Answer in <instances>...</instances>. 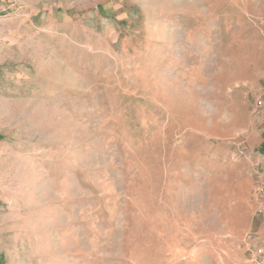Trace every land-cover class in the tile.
<instances>
[{
    "label": "rangeland",
    "instance_id": "rangeland-1",
    "mask_svg": "<svg viewBox=\"0 0 264 264\" xmlns=\"http://www.w3.org/2000/svg\"><path fill=\"white\" fill-rule=\"evenodd\" d=\"M0 2V264H264V0Z\"/></svg>",
    "mask_w": 264,
    "mask_h": 264
},
{
    "label": "built area",
    "instance_id": "built-area-1",
    "mask_svg": "<svg viewBox=\"0 0 264 264\" xmlns=\"http://www.w3.org/2000/svg\"><path fill=\"white\" fill-rule=\"evenodd\" d=\"M253 247H254L255 252L258 251V250H260V248L258 247V245H254ZM249 262H250V264H260L261 263V260L260 259L259 260L256 259L255 262H254V259L251 258L249 260Z\"/></svg>",
    "mask_w": 264,
    "mask_h": 264
},
{
    "label": "trees",
    "instance_id": "trees-1",
    "mask_svg": "<svg viewBox=\"0 0 264 264\" xmlns=\"http://www.w3.org/2000/svg\"><path fill=\"white\" fill-rule=\"evenodd\" d=\"M133 124H129L128 126L131 128Z\"/></svg>",
    "mask_w": 264,
    "mask_h": 264
},
{
    "label": "crops",
    "instance_id": "crops-1",
    "mask_svg": "<svg viewBox=\"0 0 264 264\" xmlns=\"http://www.w3.org/2000/svg\"><path fill=\"white\" fill-rule=\"evenodd\" d=\"M1 3V2H0Z\"/></svg>",
    "mask_w": 264,
    "mask_h": 264
}]
</instances>
